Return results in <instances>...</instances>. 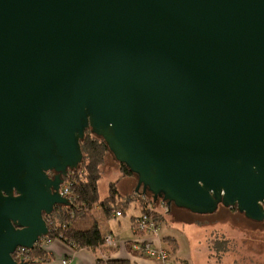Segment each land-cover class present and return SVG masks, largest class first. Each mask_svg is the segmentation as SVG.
<instances>
[{"label": "water", "instance_id": "95a60500", "mask_svg": "<svg viewBox=\"0 0 264 264\" xmlns=\"http://www.w3.org/2000/svg\"><path fill=\"white\" fill-rule=\"evenodd\" d=\"M87 130L135 193L264 220V0H0V264L47 236Z\"/></svg>", "mask_w": 264, "mask_h": 264}, {"label": "trees", "instance_id": "16d2710c", "mask_svg": "<svg viewBox=\"0 0 264 264\" xmlns=\"http://www.w3.org/2000/svg\"><path fill=\"white\" fill-rule=\"evenodd\" d=\"M82 161L77 170L69 171L64 178V184L69 187L66 197L67 205L62 209L56 206L47 218L48 234L44 237L45 242L59 240L74 251L81 249L90 250L94 253H111L112 248L104 244L105 234H101L98 223L93 217L94 210H100L105 219L112 218L116 212L125 214V209L134 201L139 202L141 213L147 214L156 223L163 220L165 214L173 207L168 206V211L162 213L161 200L153 201L151 194L133 193L123 195L118 191V182L109 185L108 196L103 200L98 193V182L101 178V168L107 157L111 154L105 142L91 133L85 132L80 141ZM120 179L132 178L135 175L125 166L119 164ZM166 204V203H165ZM62 206V205H61ZM264 208V203H263ZM114 218V217H113ZM134 217L131 218V223ZM169 243L172 252L177 250L173 239H164ZM43 242V241H42ZM38 243L32 250L27 252V262L32 264H45L52 257ZM131 250V242L125 243ZM228 240L215 238L209 241V257H215L226 252ZM106 264H128L121 260H108Z\"/></svg>", "mask_w": 264, "mask_h": 264}, {"label": "rangeland", "instance_id": "374dc122", "mask_svg": "<svg viewBox=\"0 0 264 264\" xmlns=\"http://www.w3.org/2000/svg\"><path fill=\"white\" fill-rule=\"evenodd\" d=\"M101 175L98 182V193L101 200L108 196L109 185L116 181L118 182V191L123 195L135 193L136 188H140L142 192V186L138 184L136 177L120 179L119 163L112 154L107 157L102 166ZM133 205L130 203L125 209V214L119 219H113V217L105 219L99 209L93 211V217L98 220L103 219L111 229L113 237L120 242L131 239V241L137 240L138 235L144 236L146 234L136 235L132 233L131 216L141 213L140 209ZM60 207L63 209L65 206ZM176 208L175 206L172 207L173 210ZM190 215L193 218L184 219V221H180V224H173L172 213L166 214L165 219L168 224L181 228L185 233L193 229L201 231L198 238L201 244L205 245L215 238L228 240L226 252L211 258L209 257V243L207 244V259L210 258L208 264H264V220H250L238 210L225 208L222 205H219L212 214ZM192 219L198 223L194 225Z\"/></svg>", "mask_w": 264, "mask_h": 264}, {"label": "crops", "instance_id": "0c3cea01", "mask_svg": "<svg viewBox=\"0 0 264 264\" xmlns=\"http://www.w3.org/2000/svg\"><path fill=\"white\" fill-rule=\"evenodd\" d=\"M133 204L134 207L140 209L139 202L134 201ZM159 211H162V209L159 208ZM171 213L173 214V224H180V221H184V219L189 220V218H193L192 215H190L192 213L184 209L176 208L173 210L172 208H170L167 214ZM135 216H137V214H134L133 216H131V218ZM165 217L166 214L164 215L163 220L160 222L156 237H147L145 239L150 240V243L152 242L154 245H161V247L169 250L171 256L170 261H172V264H208V262H210V258L207 259V244L209 243V241L205 245L201 244L198 241L201 231L193 229L188 230V233H185L184 231H182L181 228L176 227L173 224H168V222H166ZM96 221L98 223V227L101 234H112L111 229H109L103 219H96ZM190 222L191 220L189 221V223ZM192 222L194 223V225L198 223V221H195L194 219H192ZM166 238H170L175 241L177 245V250L175 252H172L169 243L164 240ZM114 239L116 246L112 248L113 251L111 253H94L86 249L74 251L59 240H53L49 242L43 241L41 243L43 249L52 257L51 261L45 264H62V261L64 260L67 261L66 264H106L108 260H121L126 261L128 264H162L161 262L156 261L154 259H149L139 254L132 253L125 244L128 241L132 242V239L123 240L121 242L116 238ZM137 239L142 240L144 238L137 237Z\"/></svg>", "mask_w": 264, "mask_h": 264}, {"label": "built area", "instance_id": "2783aa9c", "mask_svg": "<svg viewBox=\"0 0 264 264\" xmlns=\"http://www.w3.org/2000/svg\"><path fill=\"white\" fill-rule=\"evenodd\" d=\"M59 193L62 197L66 198L69 193V187L63 183L59 189ZM163 213L168 211V205L165 202H161ZM114 219L122 217L121 212H116L114 214ZM47 221V219H46ZM160 223H156L151 217L145 213H140L134 217V220L131 223V227L134 234H146L144 236L138 235V237H143L144 239L131 242V250L141 256H144L149 259H154L161 262L162 264H172L170 261V252L169 250L161 247V245H154L150 240H146L147 237H156L158 233V228ZM104 244L106 247L113 248L116 246L115 239L111 233H107L104 238ZM29 250L25 248H17L14 254L12 255L16 263L23 264H32L27 262V252ZM67 261H62V264H66Z\"/></svg>", "mask_w": 264, "mask_h": 264}, {"label": "flooded vegetation", "instance_id": "af4514ba", "mask_svg": "<svg viewBox=\"0 0 264 264\" xmlns=\"http://www.w3.org/2000/svg\"><path fill=\"white\" fill-rule=\"evenodd\" d=\"M49 175H50V176H54V175H55V173H49ZM64 178H65V177H61V179L63 180V182H62V184H60V187H61V186L63 185V183H64ZM60 187H59V188H60ZM42 241H44V238H43V239H41V241H40V242H42Z\"/></svg>", "mask_w": 264, "mask_h": 264}]
</instances>
